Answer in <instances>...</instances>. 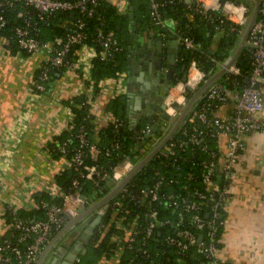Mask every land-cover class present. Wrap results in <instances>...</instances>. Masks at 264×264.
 <instances>
[{
	"label": "built area",
	"instance_id": "1",
	"mask_svg": "<svg viewBox=\"0 0 264 264\" xmlns=\"http://www.w3.org/2000/svg\"><path fill=\"white\" fill-rule=\"evenodd\" d=\"M14 1H22L26 6L22 23L13 28L17 46L27 53L41 49L45 53L39 65L38 77L33 82V94L44 89V81L48 79L52 70L78 65V60L74 56L77 48L88 46L92 55L97 54L100 58H112L122 49L115 32L104 28V20L99 10L103 0H0V29L6 24L3 9L12 5ZM195 1L201 13L205 14L208 9H214L243 27L249 6L254 3L253 0ZM258 2V14L244 45L250 61L248 74L241 76L240 81L232 80L238 87L228 86L225 80H218L219 77L210 82L198 97L187 120L175 132V136L170 137L156 152L161 153L162 157L160 166L154 168L152 181L139 184L134 190H130L128 183L132 178L129 179L116 191L113 201L109 204L116 208L122 205L120 198H124L137 209V213L125 223L120 224V220H116L124 233L116 234L112 239L116 240L117 244L124 243L128 249H136L144 257L154 256L150 262L187 264L186 258L190 255L192 258L190 264H228L217 255L220 242L217 231L224 222L223 208L230 193L238 152L243 148V136L247 132L264 129V117L254 115L263 109L259 83L264 79V0ZM149 4L151 24L164 26L157 0H149ZM75 9L79 11V15L72 16L74 19L63 37L40 40L39 24L50 21L59 10ZM86 17L96 19L91 28L87 26ZM177 38L180 45L185 48L200 47V43L189 36L177 34ZM209 58L216 68H220L226 62V59L220 60L213 56ZM88 61L91 66V60ZM206 71L208 70L204 69L198 60L190 58L186 79H177L163 97L164 110L172 117L166 119L160 113H155L135 131L136 142L143 135H154L156 131H159L158 136L154 135L147 146L151 147L152 144L156 145L159 142L158 138L163 130L174 121V117L180 111L173 103L185 104L189 93L196 89L201 79H205ZM225 72L240 74L235 63ZM228 102L232 103V112L217 114L216 110ZM112 120L115 121L117 131L122 120L114 117ZM155 120L158 121V127L153 129ZM78 136L80 145L85 144L82 134ZM212 138L214 142L210 143L209 140ZM64 143L59 144L62 152ZM119 147L120 142L114 139L105 148V154L109 155L111 150ZM137 147L138 143L135 147H130L131 154L120 158L112 166L110 174H107L101 165L93 163L84 164L78 175L90 178L95 183L104 178L108 181L110 177L119 182L149 148L138 150ZM90 148H95L94 143ZM74 161L81 165L80 148L74 153ZM72 184L74 186L78 184V177L72 180ZM68 195L74 196L77 204L83 205L84 200L77 190ZM39 203L45 207L44 218L27 220L14 217L8 224L9 236L3 238L0 244V264H34L47 240L65 223V215L77 213L74 208L71 212L66 209L65 198L62 205L46 203L43 200ZM100 220L101 217L96 224L98 230L103 227ZM163 227L166 228L164 232L160 231ZM152 245H156L155 249H152ZM119 252L120 250L110 259L103 257L102 263L139 264L133 256L127 260L120 259ZM78 260L79 255L75 258V261Z\"/></svg>",
	"mask_w": 264,
	"mask_h": 264
},
{
	"label": "crops",
	"instance_id": "2",
	"mask_svg": "<svg viewBox=\"0 0 264 264\" xmlns=\"http://www.w3.org/2000/svg\"><path fill=\"white\" fill-rule=\"evenodd\" d=\"M111 1L119 12L127 10L126 0ZM165 29L174 34L171 20L166 21ZM127 33L126 69L116 76L101 78L99 90L94 94L88 61L93 53L88 46L77 48L76 67L63 68L48 80L42 91L33 94L30 83L44 58V50L11 53L5 37L0 36V236L8 232L5 209L33 205L36 191H55L53 177L65 166L66 158L51 157L47 143L70 120L71 111L65 100L79 93L87 95L92 123L97 129L112 118L105 106L110 97L120 93L125 95L131 125L141 115L160 113V101H149L153 107L146 101L147 88L143 81L148 80L146 76L153 77L155 63L168 65L165 60V53L170 49L168 35L164 31L159 33L155 27L142 26L136 18L129 19ZM219 35V32L213 35L211 47L216 46ZM161 38L162 50L158 52L157 41ZM176 41L180 46L178 38ZM166 86V83L158 85L159 98L163 97ZM259 90L263 109L254 115L264 117V79L259 83ZM232 109V103L228 102L216 113L229 114ZM229 191L217 255L228 264H264V129L243 136V148L238 152ZM100 197L85 198L90 204ZM65 207L70 212L73 208L78 212L85 206L68 195ZM78 239L86 241L81 236ZM65 249L62 250L66 252Z\"/></svg>",
	"mask_w": 264,
	"mask_h": 264
},
{
	"label": "trees",
	"instance_id": "3",
	"mask_svg": "<svg viewBox=\"0 0 264 264\" xmlns=\"http://www.w3.org/2000/svg\"><path fill=\"white\" fill-rule=\"evenodd\" d=\"M161 18L163 19L164 26H155L151 24L150 20V4L149 0H126L127 10L125 12H119L116 4L111 0H103L99 6L102 18L104 20V28L107 30H113L118 37L122 49L118 51L112 58H100L97 54L91 58V84L93 94L99 90L98 81L104 77L116 76L118 72L126 69L127 58V26L129 19L136 18L140 24L146 27H155L159 32H163L165 23L167 20H171L173 23L174 33L180 35H186L191 37L194 41L200 43L199 48L188 49L183 45H180V63L186 61L188 64L190 58H195L198 63L206 70L213 71L216 66L210 60V56H213L220 60H225L232 52L233 47L241 33L242 25H239L229 19H227L221 12H217L214 9H208L205 14L201 13L200 8L195 0L186 2L185 0H157ZM132 7L133 17H129V7ZM26 9L25 4L22 1H14L12 5L4 7L3 11L6 17L5 26L0 29V36L5 37V44L10 49L11 53H15L20 48L17 46L15 38L13 37V28L15 25L22 23L23 12ZM71 12H74V17L79 15L78 10L74 11H57L56 15L48 22L39 24L40 40L46 41L53 39L56 36H64L68 30L69 25L73 21ZM66 20V22H64ZM87 26L91 28L95 23L94 17H86ZM219 32L220 35L215 47H211L213 35ZM238 42V41H237ZM25 52V51H24ZM73 56V55H72ZM71 57V54H69ZM235 65L239 68L240 74H232L224 72L218 80H225V83L230 87H238L234 85L232 80L240 81L241 76L247 75L250 68V61L247 55L245 46L242 48L238 57L235 60ZM65 67H60L52 70L47 80L44 81V88L51 78H53L57 72L63 70ZM40 67H38L32 77L30 83L31 90H34V80L38 77ZM177 79H173V83ZM69 105L71 116L68 124L65 128L56 133L52 140L47 143V150L51 157L59 158L63 156L66 158L65 166L54 174L53 180L55 184V191L39 190L34 192V204L26 207H19L5 209V221L10 224L14 217L31 220L33 218H44L45 207L39 202L40 200L46 203H56L62 205L66 195L77 190L85 197L95 199L105 194L108 190L106 185L107 178L99 180L95 183L92 179L86 177H80L78 175L79 170L84 164H99L107 174L111 173L112 166L122 157L131 154L130 147H135L138 143V150L140 148L149 147L147 143L154 135L158 136L159 131H156L154 135L144 136L136 142L135 131L141 128L148 121L150 115H141V117L135 122L134 125L130 124L126 110L125 95L120 93L109 98L106 103L105 110L110 112L112 118L122 120V123L118 126V130H115V121L109 119L104 126L95 128L92 123L93 113L90 111V102L87 99V95L83 93L75 94L72 97L65 100ZM159 130V129H158ZM79 134L85 138V144L80 145ZM117 139L120 142V147L116 150H111L109 155L105 154V148L110 145V142ZM67 140V141H66ZM64 143V151L59 148V144ZM210 143L214 142V139L209 140ZM94 143L95 148H90V145ZM82 150V162L81 165L74 161V153L77 149ZM161 153L155 154L149 161H147L141 169L129 181V189L134 190L139 184H147L152 181L154 174V168L160 166ZM78 177V184L74 186L72 180ZM102 189V190H101ZM113 197L109 199L108 208L101 216L100 222H103V227L98 230L97 226L91 234L89 242L85 245L84 251L79 254V260L74 264H105L101 259L106 257L108 259L115 257L120 250V259L127 260L129 257H134V260L139 264H156L155 261L150 262L154 256L144 257L136 249H128L124 243L117 244L116 240H113V236L116 234L124 233L120 224L130 220L136 213L137 209L132 206V203L128 199L120 198L122 205L116 208L109 204L113 201ZM128 209V211H126ZM13 210V212H12ZM222 217L224 215L222 214ZM120 220V224H117L116 220ZM223 225H220L217 233L221 232ZM162 232L166 228H160ZM157 235V232H155ZM9 236L8 232L0 236V244H2L3 238ZM13 239V237H10ZM156 245H152V249H155ZM170 249V248H168ZM187 264H190L192 258L190 255L186 258Z\"/></svg>",
	"mask_w": 264,
	"mask_h": 264
},
{
	"label": "water",
	"instance_id": "4",
	"mask_svg": "<svg viewBox=\"0 0 264 264\" xmlns=\"http://www.w3.org/2000/svg\"><path fill=\"white\" fill-rule=\"evenodd\" d=\"M238 1V0H237ZM253 8L250 13V16L241 32L240 38L236 44V47L231 54V56L226 60L225 64L221 66L220 68L214 70L211 72V70L206 71V74L204 76L205 79H201L200 82L198 83V86L196 89L192 92L191 96L187 99L185 104L183 105H178L175 102L173 105L178 106L180 108V111L172 123L171 127L169 130L164 134V136L161 138V140L153 146L137 163L136 165L123 177L122 180L119 182H116L113 177H110L106 183L108 187H110V190H108L105 194H103L100 198L95 200L94 202L88 204V200L81 195L83 198L84 202L83 205L85 206L83 209L79 210L76 214L73 216H68L65 215L66 221L62 225L61 228H59L51 237L50 241L45 244V246L42 248L37 260L35 261L34 264H56L57 262L59 264H73L75 261L76 256L81 252L83 246L89 242L91 234L102 216V214L105 212L107 209V201L111 199L116 191L122 187L129 179H131L136 172L147 162L149 161L155 154L156 152L162 147V145L170 138L175 136V132L179 129L181 124H183L186 120L187 117L190 115V113L193 111L195 104L198 100V97L204 90V88L212 81L220 77L226 70L227 68L232 65L236 58L238 57L239 53L241 52L242 48L244 47L246 43V39L248 36V33L257 17L258 14V0H253ZM130 12H129V17H133V12H132V7H129ZM74 12H71V16H73ZM164 33H166L167 36V41L170 44V49L167 50L165 53V60L169 65V68L166 73V78H170L171 73H172V68L175 66V58L178 56V47H180L177 44L176 38L177 34L176 33H170L168 30L164 28ZM162 38L157 41V48L158 52H161V44H162ZM174 48V49H171ZM160 59H162L160 57ZM184 68V65H182V69ZM208 72V73H207ZM211 72V74H210ZM160 72H157V77L151 78L150 76H146L148 80L146 79L143 81V85L145 86L144 88H147L146 91V101H152L159 102V109H160V115L163 118H171L172 116L169 115L165 110V104L163 102V98H159L157 95V86L159 82L164 81V77L160 76L158 78V75ZM182 80L186 79L185 72H183ZM150 107L152 103H149ZM151 109V108H150ZM153 109V108H152ZM151 117H153L155 114H148ZM135 123V122H134ZM158 127V121L153 122V129ZM218 179H220V176H218ZM102 190V189H101ZM95 213V217L92 218V220H89L88 217H90L91 214ZM88 220H85L87 219ZM84 231V234H81V231ZM79 236L84 238L86 241L82 242L79 241ZM58 243V244H57ZM79 243V244H77ZM66 248V252H64L62 249Z\"/></svg>",
	"mask_w": 264,
	"mask_h": 264
},
{
	"label": "flooded vegetation",
	"instance_id": "5",
	"mask_svg": "<svg viewBox=\"0 0 264 264\" xmlns=\"http://www.w3.org/2000/svg\"><path fill=\"white\" fill-rule=\"evenodd\" d=\"M159 33H161V32H159ZM171 49H174V48H171ZM177 51H178V56L175 58L176 63H175V66L172 68V73H171L170 78H166V73H167V70L169 68V65L164 66L163 65V62H161V64L159 63V65H158V63H155L154 67L156 68V71H155L153 77H157V72H160V74L158 75V78L160 76H163L164 77V81L159 82L158 85L160 83H166V85H168L169 82H172L173 83V79H181L183 72H185V75H186L187 63H186V61L180 63V57H179L180 47H178V50ZM182 65H184V68L183 69H182ZM153 77L151 76V78H153ZM95 215H96L95 213L91 214L90 217H89V219L92 220V218H94ZM74 262H73V264H74Z\"/></svg>",
	"mask_w": 264,
	"mask_h": 264
},
{
	"label": "rangeland",
	"instance_id": "6",
	"mask_svg": "<svg viewBox=\"0 0 264 264\" xmlns=\"http://www.w3.org/2000/svg\"><path fill=\"white\" fill-rule=\"evenodd\" d=\"M250 4H251V3H250ZM252 8H253V5L251 4V5L249 6L248 16H247L246 22H247V20H248V18H249V16H250V13H251V11H252ZM246 22H245V24H246ZM245 24H244V26H245ZM243 28H244V27H242L241 32H242ZM240 35H241V33L239 34V37H238L237 41L239 40ZM237 41H236V43H235V45H234V47H233L232 52L229 54V56L226 58V60H227V59L231 56V54L233 53V51H234V49H235V47H236ZM226 60H225V61H226ZM216 69H218V68H216ZM216 69H215V70H216ZM172 84H173L172 82H169V83H168V85L166 86L165 90L163 91V93H164V94H163V97L167 95L168 89L172 87V86H171ZM173 90H174V88H173ZM191 94H192V93H191ZM191 94L189 93L188 97H190ZM163 97H162V98H163ZM176 115H178V114H176ZM176 117H177V116H176ZM176 117H174V120L176 119ZM173 122H174V121H171L170 124L166 127V129L163 130L161 136L158 138V141H160L161 138L164 136V134L169 130V128L171 127V125H172ZM154 145H155V144H152L151 147L148 148L147 152H148L151 148H153ZM80 253H81V252H80ZM80 253H79V254H80ZM79 254H78V255H79Z\"/></svg>",
	"mask_w": 264,
	"mask_h": 264
}]
</instances>
